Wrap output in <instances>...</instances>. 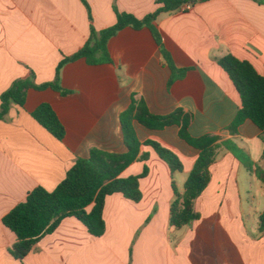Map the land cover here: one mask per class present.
Returning <instances> with one entry per match:
<instances>
[{"label":"crops","instance_id":"crops-1","mask_svg":"<svg viewBox=\"0 0 264 264\" xmlns=\"http://www.w3.org/2000/svg\"><path fill=\"white\" fill-rule=\"evenodd\" d=\"M86 1L0 0V110L2 94L22 78L37 85L57 81L69 92L29 88L24 105L12 103L0 119V264H264V182L256 173L264 171L263 131L250 119L232 130L242 101L218 63L231 54L264 75V0H207L161 13L154 24L162 46L149 28L126 27L109 40L111 62L82 58L65 64L57 79L60 62L85 46L92 27L100 32L117 23L116 10L142 19L162 6L158 0ZM133 98L155 115L182 109L194 137H219L210 182L194 202L198 219L182 228L170 222L172 183L184 192L200 151L181 138L178 125L149 129L134 121L140 141L157 138L179 155L184 170L172 173L152 147H143L147 160L122 174L149 167L140 180L143 198L109 196L103 235L67 217L24 259L16 258L18 238L3 218L35 188L55 190L92 149L126 152L121 115ZM43 103L64 124L62 140L33 117ZM228 140L250 169L224 145Z\"/></svg>","mask_w":264,"mask_h":264},{"label":"trees","instance_id":"trees-1","mask_svg":"<svg viewBox=\"0 0 264 264\" xmlns=\"http://www.w3.org/2000/svg\"><path fill=\"white\" fill-rule=\"evenodd\" d=\"M83 1L87 4L86 0ZM201 1L207 0H158L157 2L162 6L142 19L116 10L117 23L100 32L92 27V35L85 46L60 62L56 72L57 79L65 64L82 58L90 64L111 62L109 40L126 27L137 30L143 27L149 28L157 43L162 46L161 33L154 24L157 17L164 12L178 11L186 3L195 5ZM162 52L169 66L176 71L170 53L165 48ZM218 63L229 74L242 101L232 130L235 131L245 120L250 119L263 131L264 140V75L251 62L231 54L218 59ZM49 87L63 94L69 93L57 81L37 85L32 78L17 80L1 96L0 119L7 115L12 103L24 105L27 89L42 90ZM32 115L58 139L62 140L65 137V126L50 104L43 103ZM134 121H138L149 129H164L178 125L181 138L200 151L185 183L184 192L179 191L175 181L172 183L175 200L171 207L170 222L176 228H182L198 219L199 214L194 209V202L210 182V167L215 161L219 137L210 135L194 137L189 131L190 117L182 109H177L168 115H155L149 111L145 102H138L133 98L131 106L121 115L126 152L110 153L97 148L92 149L89 157L77 159L55 190L49 191L41 186L35 188L29 192L23 202L3 218L4 225L18 238L12 249L16 258L24 259L43 236L55 231L67 217L80 220L92 235H103L106 231L104 211L109 196L120 193L135 202H140L143 198L140 180L148 176L149 167L145 165L143 172L138 175H122L133 163L147 160L143 147H152L160 158L168 163L172 173L184 170L179 155L157 138L140 141ZM224 145L249 169L251 168L248 160L233 141H225ZM256 173L264 182V171L258 168ZM260 227L264 229V213L260 216Z\"/></svg>","mask_w":264,"mask_h":264},{"label":"built area","instance_id":"built-area-1","mask_svg":"<svg viewBox=\"0 0 264 264\" xmlns=\"http://www.w3.org/2000/svg\"><path fill=\"white\" fill-rule=\"evenodd\" d=\"M192 8H193V5H192V4H190V3H186V4H184V5L181 7L180 11H188V10H191Z\"/></svg>","mask_w":264,"mask_h":264}]
</instances>
